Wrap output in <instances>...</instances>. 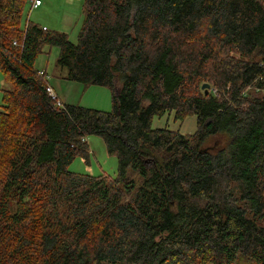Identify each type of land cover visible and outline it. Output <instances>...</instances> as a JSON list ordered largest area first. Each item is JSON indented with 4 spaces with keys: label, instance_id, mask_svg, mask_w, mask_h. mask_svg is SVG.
I'll use <instances>...</instances> for the list:
<instances>
[{
    "label": "trees",
    "instance_id": "obj_1",
    "mask_svg": "<svg viewBox=\"0 0 264 264\" xmlns=\"http://www.w3.org/2000/svg\"><path fill=\"white\" fill-rule=\"evenodd\" d=\"M26 2L0 0V264H264V0H84L77 42L23 28ZM47 45L112 109L59 105ZM92 134L115 178L68 169Z\"/></svg>",
    "mask_w": 264,
    "mask_h": 264
},
{
    "label": "rangeland",
    "instance_id": "obj_2",
    "mask_svg": "<svg viewBox=\"0 0 264 264\" xmlns=\"http://www.w3.org/2000/svg\"><path fill=\"white\" fill-rule=\"evenodd\" d=\"M42 5L39 8H32L33 0H27L22 16V27L25 28L28 20L46 27L49 30H56L68 33L70 39L78 41V34L83 21V3L84 0H41ZM60 48L58 46H45L43 52L39 54L35 67L43 71V74L49 76L48 80L55 83L60 79L62 69L57 65ZM46 69V70H45ZM48 72V73H47ZM201 91L204 82L210 83L209 91L214 88L213 81H206L204 78L198 79ZM12 84L8 75L0 68V109L3 104V89L11 87ZM66 85L80 86L81 89L73 88L71 97L74 102L81 106L95 108L99 110H111L113 107V92L107 86L65 81ZM50 85V84H49ZM51 86V85H50ZM53 88V87H52ZM165 114L157 116L153 120L154 127L169 126L171 129L180 130L183 134H192L197 130V117L188 116L186 119L176 120L174 114ZM89 144L90 156L85 159L78 155L69 165L68 169L77 173H88L92 175H107L111 178L117 176L118 159L116 155L110 154L104 139L99 135H89L86 138ZM228 144V137L225 134H218L210 137L205 146L217 151Z\"/></svg>",
    "mask_w": 264,
    "mask_h": 264
},
{
    "label": "crops",
    "instance_id": "obj_3",
    "mask_svg": "<svg viewBox=\"0 0 264 264\" xmlns=\"http://www.w3.org/2000/svg\"><path fill=\"white\" fill-rule=\"evenodd\" d=\"M59 72H60V79L57 80L54 84L51 83L50 80H48V83L53 87L57 97L63 102V104H77L76 102L73 101L71 97V92H72V89L75 87L78 89H81L80 86L66 85L65 84V81H67L65 77L66 71L61 70ZM47 77L49 78V76ZM80 104H81V101H79L78 105ZM168 116H170V114Z\"/></svg>",
    "mask_w": 264,
    "mask_h": 264
},
{
    "label": "built area",
    "instance_id": "obj_4",
    "mask_svg": "<svg viewBox=\"0 0 264 264\" xmlns=\"http://www.w3.org/2000/svg\"><path fill=\"white\" fill-rule=\"evenodd\" d=\"M41 5H42V1L41 0H33V2H32V6H33L32 8H37V7L41 6ZM43 28L46 29V27H43ZM15 44H16V42H15ZM40 73L43 74V71L41 70ZM47 89L50 92V94L52 95V97L57 100L58 104L62 106L63 102L57 97V95H56L54 89L52 88V86H50L48 84Z\"/></svg>",
    "mask_w": 264,
    "mask_h": 264
},
{
    "label": "water",
    "instance_id": "obj_5",
    "mask_svg": "<svg viewBox=\"0 0 264 264\" xmlns=\"http://www.w3.org/2000/svg\"><path fill=\"white\" fill-rule=\"evenodd\" d=\"M202 88L205 89V94H208L209 93V88H210V83H204L202 85Z\"/></svg>",
    "mask_w": 264,
    "mask_h": 264
}]
</instances>
